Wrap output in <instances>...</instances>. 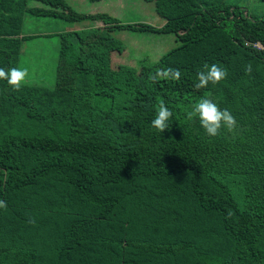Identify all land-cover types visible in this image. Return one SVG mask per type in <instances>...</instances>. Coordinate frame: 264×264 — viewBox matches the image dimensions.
Instances as JSON below:
<instances>
[{
    "label": "trees",
    "instance_id": "obj_1",
    "mask_svg": "<svg viewBox=\"0 0 264 264\" xmlns=\"http://www.w3.org/2000/svg\"><path fill=\"white\" fill-rule=\"evenodd\" d=\"M145 1L163 27L65 0H0L5 71L18 68L26 15L97 22L58 34L54 87L0 79V264H264V14L228 0ZM114 30L181 42L136 74L114 63L126 50ZM205 64L228 76L197 89ZM167 68L179 82L149 79ZM201 98L234 115V134L209 137L187 120ZM159 102L173 112L163 133L152 126Z\"/></svg>",
    "mask_w": 264,
    "mask_h": 264
},
{
    "label": "rangeland",
    "instance_id": "obj_2",
    "mask_svg": "<svg viewBox=\"0 0 264 264\" xmlns=\"http://www.w3.org/2000/svg\"><path fill=\"white\" fill-rule=\"evenodd\" d=\"M79 13H107L124 24H149L163 27L165 20L155 10L154 2L145 0H65ZM253 14H264V3L259 0H228ZM30 8H43L42 3L29 2ZM97 22H67L51 17L26 15L23 34L28 36L22 43L19 69H27L28 85L54 87L59 59L60 39L58 34L95 26ZM112 35L125 45V52L114 53L113 61L133 68L136 74L145 72L146 66L158 64L160 58L176 48L180 40L173 33L114 30ZM120 64V65H121ZM158 66V65H157ZM156 66V67H157Z\"/></svg>",
    "mask_w": 264,
    "mask_h": 264
},
{
    "label": "clouds",
    "instance_id": "obj_3",
    "mask_svg": "<svg viewBox=\"0 0 264 264\" xmlns=\"http://www.w3.org/2000/svg\"><path fill=\"white\" fill-rule=\"evenodd\" d=\"M247 74H251L252 65L245 66ZM28 70L11 68L8 71L0 68V79L7 80V83L15 90H19L23 84L28 83ZM228 76L227 69L221 68L217 64L204 65V69L197 74L198 83L195 85L197 89L207 88L211 83L213 85L219 84ZM149 79L155 83L159 79L171 80L179 82L181 79V72L179 69L167 68L158 70ZM173 116V112L165 105L164 102H159L156 107V116L152 120V126L159 132L163 133L170 129L169 121ZM186 118L188 121H194L198 118L200 126L204 129L209 137H218L223 132L235 133L238 128V122L234 115L228 109H221L217 103L210 98H201L196 102L190 111H187ZM7 204L4 200H0V209H6Z\"/></svg>",
    "mask_w": 264,
    "mask_h": 264
},
{
    "label": "built area",
    "instance_id": "obj_4",
    "mask_svg": "<svg viewBox=\"0 0 264 264\" xmlns=\"http://www.w3.org/2000/svg\"><path fill=\"white\" fill-rule=\"evenodd\" d=\"M256 47L261 49V46L260 45H256Z\"/></svg>",
    "mask_w": 264,
    "mask_h": 264
}]
</instances>
